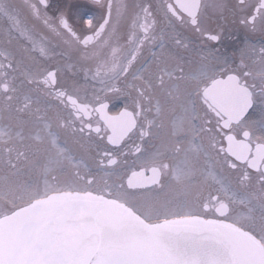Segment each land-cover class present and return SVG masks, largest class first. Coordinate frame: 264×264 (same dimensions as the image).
I'll use <instances>...</instances> for the list:
<instances>
[{
  "label": "snow or ice",
  "instance_id": "snow-or-ice-1",
  "mask_svg": "<svg viewBox=\"0 0 264 264\" xmlns=\"http://www.w3.org/2000/svg\"><path fill=\"white\" fill-rule=\"evenodd\" d=\"M0 264H264V0H0Z\"/></svg>",
  "mask_w": 264,
  "mask_h": 264
},
{
  "label": "flooded vegetation",
  "instance_id": "flooded-vegetation-1",
  "mask_svg": "<svg viewBox=\"0 0 264 264\" xmlns=\"http://www.w3.org/2000/svg\"><path fill=\"white\" fill-rule=\"evenodd\" d=\"M255 42H259V39H257ZM226 44H227V50L229 52H231L233 50V44H234V42L233 41H227Z\"/></svg>",
  "mask_w": 264,
  "mask_h": 264
}]
</instances>
